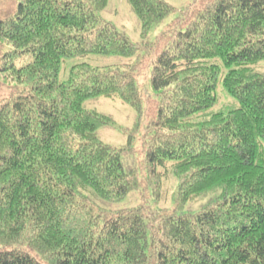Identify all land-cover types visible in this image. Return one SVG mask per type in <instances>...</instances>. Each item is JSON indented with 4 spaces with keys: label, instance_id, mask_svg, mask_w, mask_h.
Segmentation results:
<instances>
[{
    "label": "trees",
    "instance_id": "1",
    "mask_svg": "<svg viewBox=\"0 0 264 264\" xmlns=\"http://www.w3.org/2000/svg\"><path fill=\"white\" fill-rule=\"evenodd\" d=\"M107 1L0 0V264H264V0H193L141 46L99 15ZM126 1L142 35L175 11ZM139 49L131 64L79 63L58 81L64 58ZM211 59L237 105L193 121L217 101ZM142 64L154 95L136 85ZM97 96L139 115L147 98L143 157L129 169L132 137L101 142L112 117L83 107ZM161 167L177 181L171 211L146 203L160 200ZM133 190L139 205L112 207Z\"/></svg>",
    "mask_w": 264,
    "mask_h": 264
},
{
    "label": "rangeland",
    "instance_id": "2",
    "mask_svg": "<svg viewBox=\"0 0 264 264\" xmlns=\"http://www.w3.org/2000/svg\"><path fill=\"white\" fill-rule=\"evenodd\" d=\"M171 5L175 11L169 14L159 24L151 26L145 35H142L141 24L132 11L126 0H108L106 7L99 12V15L107 22H110L119 31L125 33L130 42L141 46L143 42L154 41L161 33L166 32L169 29V25L180 17L182 11L193 0H164ZM8 46L0 47V52L7 51ZM142 50L139 49L137 53L131 57L117 56V55H104V54H88L83 57L64 58L61 61L60 69L58 73V81H65L68 75V71L71 66L79 63H88L93 67L114 66L131 64L140 57ZM211 62L218 66V81L215 87V94L217 101L215 105L207 109L204 112L198 113L194 116L193 121H198L203 114H209L217 111H226L228 107L237 105V102L232 98L224 89L221 81L227 69L222 65L219 59H211ZM15 63L19 65L20 61L16 60ZM256 70L264 72V61H260L255 66ZM150 65L142 64L136 71L135 79L138 89L146 95H154L153 88L149 80ZM0 79L2 77L0 76ZM3 80V79H2ZM8 83L3 82L0 95H5L8 88ZM83 107L87 110H96L99 113L109 115L113 119V123L102 125L96 130L98 139L110 146L119 148L125 146L129 136L132 137L131 146L133 151L123 153L122 162L125 169H129L137 164L138 160L143 157L142 149V137L145 133L146 126L149 120V114L147 112V98L144 97L142 104V111L139 115L137 110L130 104L121 101L118 97H104L97 96L86 99L83 102ZM137 126L135 132L132 129ZM170 165V163H167ZM166 168H159L160 171H164L162 178L161 197L159 201H155L152 196L146 200L147 205L155 209H163L171 211L174 207V198L176 195L177 181L173 174ZM204 199H197L192 202H188L182 209L183 212H196L200 204ZM142 202L141 193L139 190H133L129 192L124 198L113 202L112 207H134Z\"/></svg>",
    "mask_w": 264,
    "mask_h": 264
}]
</instances>
